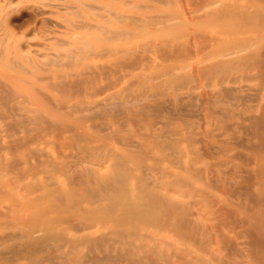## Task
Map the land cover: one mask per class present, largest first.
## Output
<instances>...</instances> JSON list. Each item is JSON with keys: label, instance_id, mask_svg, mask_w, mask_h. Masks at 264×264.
Masks as SVG:
<instances>
[{"label": "rangeland", "instance_id": "374dc122", "mask_svg": "<svg viewBox=\"0 0 264 264\" xmlns=\"http://www.w3.org/2000/svg\"><path fill=\"white\" fill-rule=\"evenodd\" d=\"M207 1L0 0V213L13 207L10 200L22 199L15 209L20 226L9 221L15 212L8 211L0 221V236L20 231L31 222V211L45 206L46 200L35 207L24 201L41 185L64 193L76 189L73 183L80 179L86 184L82 187L94 189L95 181L119 162L131 169L130 191L136 190L139 176L150 183L153 178L164 181L160 171L165 169L185 178L169 193L177 191L197 203L193 219L205 222L198 233L208 231L200 241L208 244L165 232V241L185 255L169 249L162 264H190L211 251L247 263L246 250L254 248L246 247L252 238L242 219L264 212L253 200L259 182L254 174L264 160V74L259 80L258 67L241 60L250 52L264 62V42L248 53L230 50L241 41L239 34L224 27L227 20L207 15ZM213 1L214 11H222L227 4L256 0ZM108 9L117 13L115 20ZM247 25L246 35L254 30ZM116 32L122 34L101 41ZM16 109L34 111L41 119L24 122L12 112ZM36 194L45 195L42 188ZM62 206L56 202L52 214ZM215 216L212 227L206 221ZM100 225L105 222L99 220L86 233L98 236ZM64 232L71 239L84 237ZM141 233L161 237L146 229ZM44 236L42 230L35 234ZM111 245L113 251L99 248L95 255L117 256L124 249ZM36 256L48 258L43 264H60L72 252L47 243ZM20 261L0 256V264Z\"/></svg>", "mask_w": 264, "mask_h": 264}, {"label": "bare ground", "instance_id": "6f19581e", "mask_svg": "<svg viewBox=\"0 0 264 264\" xmlns=\"http://www.w3.org/2000/svg\"><path fill=\"white\" fill-rule=\"evenodd\" d=\"M261 1L262 0H256L255 2L247 4L240 3V5L238 4L236 6H234V4L233 6H231V4L230 6L227 4L223 6L225 9L222 11H214L213 7L216 3L213 0L207 1V4L205 5V9H207V15L210 16L211 19L215 17L217 19L227 20L228 22H225L224 27L230 26L233 30L234 36L239 34L238 39L241 41L237 43L235 48L230 50L248 53L249 50L253 49L255 45L264 42V8L260 6ZM106 13L112 16L114 20L118 17L116 15L117 13L113 12L112 9H108ZM103 22L108 23V20L105 19ZM246 25H250L254 29L247 35L245 33ZM119 34L122 33L116 32L114 35H111L108 38H102L101 41L111 42ZM103 36H105V33L102 34V37ZM76 44L79 43H75V45ZM262 50L264 52V47ZM71 51L73 56L74 50L70 49L69 53ZM108 51L112 54V50L108 49ZM225 52L226 51H224V53ZM105 53L103 52L102 54L105 56ZM125 53L127 55V51H125ZM257 55L258 54L256 53L249 52L245 57L242 58L241 62L244 64L247 63V65H253L256 68L258 67L257 74L259 76V80H261L260 78H263L262 75L264 74L261 72L264 62L263 60H259V56ZM260 56H262V54ZM66 57L67 56H65V58ZM101 57H103V55ZM69 58L71 59L72 57ZM225 68L230 70V67L227 65ZM262 84L264 85V83ZM12 112H17L21 115V117L23 116L25 118L24 122H36V120L41 119L40 114L31 110L26 111L25 109H16ZM91 112L92 111H90V113ZM263 142L262 145H264ZM38 167L40 168V166ZM109 169V173L105 177L95 181L97 185L94 189L82 187V185L85 186L86 184L80 179H76L78 182H76V184L73 183V186H77V188L74 189L73 187L74 190L67 189L64 193H62L60 190L59 192L53 189L46 190V188L42 187L41 185L40 189L42 188L43 193H45L44 197L43 195L41 196V194H36L39 192V188L35 189L36 193L31 192L28 197L25 196L24 201L32 204L33 206H37L38 204H41L43 200H46V202H44L45 206H43L41 210L39 208L33 212L31 211V219L30 216L28 217V220L30 219L31 222L24 228L19 227L20 231L17 233H5L4 235L0 236V247H5L4 251L2 253L0 252V256L5 258H19V260H21L20 262L23 264H43L44 261H49L48 258H37L36 255L40 252H43L45 245L49 243L50 245H54L59 249L68 247L71 250L72 256L69 258H63L64 261H62V259V263L60 264H162L163 258L168 257L169 249L175 248L174 254L176 256L185 255L184 250L166 242V239H164V236H162L163 233H170L179 240H188L196 237L199 239V242L202 238L205 239L207 237L209 234L208 231H204L205 233H198V231H201V228H203L202 226H205V222H203L201 219H193V213L196 210L197 204L191 201V198L193 197L182 196L177 191H174L173 194H170L171 192L169 193V187H173L175 185L183 186L184 183L182 180H185V178H182L179 174L163 169L160 171V174L163 175L162 179H164L165 182L160 181V179L153 178L154 180L152 179L153 181L150 183L144 176H139L136 190L133 192L128 188L131 177V169L126 168L125 165L119 162L109 166ZM151 171L154 173V168L151 169ZM204 174L206 175V172ZM255 174L254 177H257L259 182L257 184L258 190L253 194V200L255 203H260L264 208V160L259 163ZM190 178L191 177L189 176V179ZM45 181L47 182V180ZM66 186L68 188V185ZM30 188L32 187L30 186ZM46 196H50L51 198L48 199ZM203 196L207 198V201L210 200V197L206 196L205 194H203ZM0 198L3 197L0 196ZM20 199L10 200L15 203L12 205L13 207H8V210L5 209L6 212H4V215L3 213H0V221L2 217H7L6 213L8 211H12L15 213L10 215L9 221L15 222V228L20 226V218L18 215L19 211L15 210L22 201V199ZM12 202L10 203L13 204ZM56 202L62 203L63 206L52 214L51 210L54 208ZM16 204H18V206ZM44 216L46 217L42 220L39 219ZM99 220L101 223L105 222L104 227H101L100 225L99 235L92 237L91 235L87 234L86 232L88 230H93L94 227L97 226V222ZM3 221L5 222V220ZM217 221L218 218L215 216L212 219H207L206 222L214 227ZM242 223L248 226L245 234L252 238L251 242L249 240V243H246V247L254 248V251L251 249L246 250V252H249L246 264H264V212L263 217H252L251 220L247 221L242 219ZM8 227L9 229H13L11 224ZM145 229L147 231H151L152 233H159L161 237L155 239L148 234L141 233V231ZM41 230L42 232L45 231L44 238H35V234ZM63 230L70 231V233H82L84 237L83 239H71L68 237V234H65V232L62 233ZM56 231L58 234L53 235V233H56ZM109 241L111 243H109ZM205 241L200 242L201 245L208 244L207 240ZM136 243H138V245ZM111 244H118L120 247H124V249L117 253V256L106 255L104 258H100L95 255L94 251L99 248L113 251L114 248ZM207 249L210 248L208 247ZM251 251H253V254L250 255ZM206 253H208V251ZM67 254L69 255V253ZM219 254L220 253L216 251H211V253L205 257H197L192 259L190 264H240L236 261H231L226 256ZM49 257H51V254Z\"/></svg>", "mask_w": 264, "mask_h": 264}]
</instances>
